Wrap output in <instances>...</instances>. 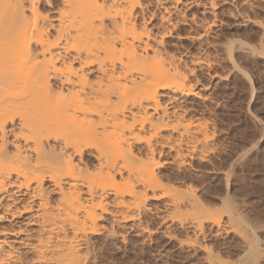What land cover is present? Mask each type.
<instances>
[{"label": "bare ground", "instance_id": "obj_1", "mask_svg": "<svg viewBox=\"0 0 264 264\" xmlns=\"http://www.w3.org/2000/svg\"><path fill=\"white\" fill-rule=\"evenodd\" d=\"M261 2L0 0V264H94L95 236L116 237L124 224L145 237L152 228L144 214L155 208L174 210L163 221L203 236L207 213L191 222L180 211L209 209L183 171L188 160H206L214 132L189 115L185 103L200 92L175 48L182 39L202 45L222 14L238 24L253 20ZM170 164L175 175L166 172ZM249 236L240 264H256L260 254ZM194 238L175 241L208 251ZM206 254L209 264H222Z\"/></svg>", "mask_w": 264, "mask_h": 264}, {"label": "rangeland", "instance_id": "obj_2", "mask_svg": "<svg viewBox=\"0 0 264 264\" xmlns=\"http://www.w3.org/2000/svg\"><path fill=\"white\" fill-rule=\"evenodd\" d=\"M261 3L254 5L256 8L254 9L258 10L257 14L252 8L250 11L251 14L254 13L253 16L256 14L257 18L262 19L261 26L264 28V24H262L264 23V2ZM249 7H245L246 10ZM220 17H223L224 24L222 23L213 33L207 35L205 39L208 41L203 39L201 45L198 43L201 41L182 39L177 42L178 48H175V51L178 50L177 52L181 53V60L187 62L192 70L194 69L191 79H199L191 81L200 93L197 96H190L185 103L189 107V115L192 113L194 117L206 121L211 133L214 132L210 141L211 148L206 153V160L198 158L188 160L187 170L183 171L188 183L196 188L206 209H209L202 210V213L198 212L199 210L184 209L180 211L184 213L183 216L190 215L189 220L191 218L193 220L195 215L197 218L201 214L203 218L207 213L203 219L206 220L203 222L205 230L203 236L202 233L195 236L193 226L180 227L179 220L163 221L161 216L173 213V208V211H168L169 209H164V211L151 206V210L155 208L154 212L160 213H157V216L153 211H151L152 213L147 211L144 214V224L148 219V223L145 225L149 224L150 229L152 228L151 233L149 235L146 233L147 236L138 238L124 224H119L115 226V230L119 233L116 237L95 236L94 240L98 248L94 252V255L96 254L94 264L95 262L96 264H209L206 257L209 254L206 253L210 251L217 262L240 264L246 259L245 257L243 259V256H246L245 254L249 250V242H247L250 239L249 233L255 235L257 247L260 250L256 264H264V249H262L264 248V55H261L260 52L264 49L262 48L264 47V30L255 21L256 17H252L255 22L250 20L244 24L231 21L232 19L226 14H222ZM171 41V43L176 42V39H171ZM208 42H211V45L206 44ZM228 45L232 47L230 48ZM226 47L229 50L232 49V52L229 53ZM195 58H200V64L194 62ZM203 87L204 89H201ZM12 126L13 124H9V127ZM11 144L9 143V146ZM11 148L13 149V144L10 146ZM164 153L162 158L170 157L166 154L167 149ZM87 156L85 159L91 161L92 158ZM175 166V164L168 165L166 172L175 175L177 173V166ZM225 171L230 172L229 178L225 179ZM170 182L171 184H169ZM170 182L166 183L170 187L173 186L174 191L181 188L174 181ZM176 186L178 187L176 188ZM108 199L110 207L116 209L117 206L113 202L112 196H109ZM154 202L156 204V201H149V204L153 205ZM159 202L157 201V203ZM228 205L235 206L233 213L236 218L233 225L227 221L226 212L228 213L230 209ZM161 210L169 213L163 214ZM180 211L174 212L175 217L179 216L178 212ZM187 216L184 217L187 218ZM217 218H219L218 222H216ZM169 221H171L170 228L166 227L170 226ZM108 222L109 220L102 221L104 224H109ZM237 223L238 226H236ZM153 228L156 232L152 231ZM166 228L170 229L172 234H176L174 236L184 240H186L185 238L192 239L194 236L195 238L199 237L197 239L202 243L201 245L206 244L209 247L208 251L201 247L196 248L198 250L191 248L189 250L187 246L180 249L181 247L176 243L177 237L173 238V241L163 234L166 232ZM243 230L247 235L243 233ZM241 233L245 236H242ZM246 236L249 239L244 238ZM123 237L126 238L125 242L122 240Z\"/></svg>", "mask_w": 264, "mask_h": 264}]
</instances>
